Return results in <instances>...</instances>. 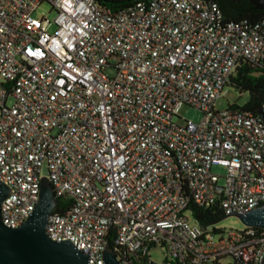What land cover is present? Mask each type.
<instances>
[{
  "label": "built area",
  "instance_id": "2783aa9c",
  "mask_svg": "<svg viewBox=\"0 0 264 264\" xmlns=\"http://www.w3.org/2000/svg\"><path fill=\"white\" fill-rule=\"evenodd\" d=\"M44 3L53 20L34 16ZM244 63L264 69V20L225 22L217 0L121 10L0 0L4 225L24 223L48 177L71 203L54 210L47 233L89 264H105L108 238L120 264H150L158 247L170 264H264V229L203 228L186 216L192 205L227 217L264 206V122L234 104L216 107ZM185 105L202 120L177 124Z\"/></svg>",
  "mask_w": 264,
  "mask_h": 264
},
{
  "label": "water",
  "instance_id": "95a60500",
  "mask_svg": "<svg viewBox=\"0 0 264 264\" xmlns=\"http://www.w3.org/2000/svg\"><path fill=\"white\" fill-rule=\"evenodd\" d=\"M258 10H264V0H252ZM264 122V105L257 110ZM11 195V188L0 181V264H89L88 257L70 240L57 241L47 233L49 217L58 204L48 177H43L39 201L22 225L10 228L2 220V203ZM249 227L264 229V206L245 214H235ZM105 264H120L113 246L103 250ZM150 264H159L150 262ZM170 264V263H165Z\"/></svg>",
  "mask_w": 264,
  "mask_h": 264
},
{
  "label": "trees",
  "instance_id": "16d2710c",
  "mask_svg": "<svg viewBox=\"0 0 264 264\" xmlns=\"http://www.w3.org/2000/svg\"><path fill=\"white\" fill-rule=\"evenodd\" d=\"M140 1L148 0H97V2L111 10H121ZM252 0H217L223 12L225 22H259L264 20V10L256 9ZM241 92H249L250 99L244 106L234 104L235 108L257 114V110L264 105V69L244 63L231 77L229 84ZM70 200L58 199L55 211L64 213L70 205ZM195 220L203 227L213 226L224 220L227 216L217 207L201 208L195 205L190 207ZM111 246H115L113 238L107 239ZM148 264V263H145Z\"/></svg>",
  "mask_w": 264,
  "mask_h": 264
},
{
  "label": "rangeland",
  "instance_id": "374dc122",
  "mask_svg": "<svg viewBox=\"0 0 264 264\" xmlns=\"http://www.w3.org/2000/svg\"><path fill=\"white\" fill-rule=\"evenodd\" d=\"M35 17L42 18L43 16L50 18L51 20L55 17V12L52 10L50 4L44 3L39 6V8L34 13ZM107 73L112 75L114 73L113 70L108 69ZM250 99L249 92H241L235 87H232L228 85L224 90L222 96L217 100L216 107L218 109H226L229 107V105L236 104L238 106H244ZM15 102V99L13 97H9L7 100V105L12 106ZM203 118V113L193 107H190L188 105L183 106L177 117L174 118L175 122L179 125H184L186 120H192L194 122H200ZM213 171L215 174L224 175L226 173V170L224 168L214 166ZM43 174L46 176L48 174V170L45 167L43 169ZM224 180H221V183H223ZM186 216L188 217L189 223L193 226L196 225V221L191 215L190 212H186ZM217 226L222 228L223 230L230 231V230H236V229H244L246 225L242 222V220L239 217L236 216H228L224 220L217 223ZM151 260L153 262L163 264L166 262L167 256L165 251L158 247L154 248L150 252ZM225 264L234 263L233 258H226L223 260Z\"/></svg>",
  "mask_w": 264,
  "mask_h": 264
}]
</instances>
